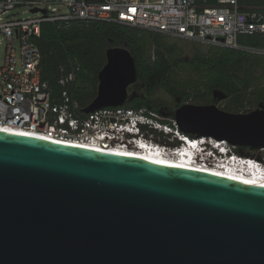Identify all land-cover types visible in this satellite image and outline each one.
I'll return each mask as SVG.
<instances>
[{
  "label": "water",
  "instance_id": "95a60500",
  "mask_svg": "<svg viewBox=\"0 0 264 264\" xmlns=\"http://www.w3.org/2000/svg\"><path fill=\"white\" fill-rule=\"evenodd\" d=\"M106 59L85 113L138 80L127 47ZM221 99L177 107L178 128L264 149V108ZM0 264H264V186L0 130Z\"/></svg>",
  "mask_w": 264,
  "mask_h": 264
},
{
  "label": "built area",
  "instance_id": "2783aa9c",
  "mask_svg": "<svg viewBox=\"0 0 264 264\" xmlns=\"http://www.w3.org/2000/svg\"><path fill=\"white\" fill-rule=\"evenodd\" d=\"M38 8L46 12L36 11ZM30 12L28 16H20ZM107 21L161 32L205 46L240 48L239 37L264 33V11L240 10L238 0H0V125L54 139L101 146L145 144L163 152L200 154L196 162L264 175V158L239 153L237 146L211 137L192 138L175 119L147 108L106 106L82 111L62 77L59 101L41 78L42 53L36 43L44 22ZM4 57H1V48ZM264 54V49L253 50ZM170 133L175 143L170 144ZM163 140V141H162ZM204 158H207L205 160Z\"/></svg>",
  "mask_w": 264,
  "mask_h": 264
},
{
  "label": "trees",
  "instance_id": "16d2710c",
  "mask_svg": "<svg viewBox=\"0 0 264 264\" xmlns=\"http://www.w3.org/2000/svg\"><path fill=\"white\" fill-rule=\"evenodd\" d=\"M207 5L217 0H204ZM240 10L264 11V0H238ZM167 34L107 21L44 22L36 39L42 53L41 78L59 101L66 88L62 77L74 73L67 88L82 108L96 97L98 74L106 63V51L123 45L133 54L138 80L129 87L132 94L125 106L161 112L164 104L154 95L167 91L174 107H166V117L174 119L177 107L210 104L222 96L223 108L230 112H250L264 108V33L241 35L240 48L206 46L184 56ZM219 102V103H220ZM181 131V130H180ZM183 132V131H182ZM197 138L196 131L185 133ZM250 150L249 147H243ZM240 149V148H238Z\"/></svg>",
  "mask_w": 264,
  "mask_h": 264
},
{
  "label": "bare ground",
  "instance_id": "6f19581e",
  "mask_svg": "<svg viewBox=\"0 0 264 264\" xmlns=\"http://www.w3.org/2000/svg\"><path fill=\"white\" fill-rule=\"evenodd\" d=\"M0 130L7 131V132H15L23 135L28 136H35L38 138L51 140L57 143L67 144L71 146H77L81 148H88L103 152H110L114 154H119L128 157H135L141 158L153 162H157L160 164H166L170 166H176L180 168H187L192 170H199L203 172H208L211 174H217L220 176H225L233 180H237L240 182H246L250 184L264 186V175H261L257 171H247L241 172L240 170H236L233 167H221L216 164H210L208 162L200 163L196 162L192 157L193 154L184 153L182 155L174 154L171 152H163L159 149L150 148L145 144L139 145H121V144H108L105 146H101L98 142L93 143H78V142H69V141H61L58 139H54L50 136L39 134L34 131H28L24 129L12 128L9 126H2L0 125ZM207 160V158H204Z\"/></svg>",
  "mask_w": 264,
  "mask_h": 264
},
{
  "label": "rangeland",
  "instance_id": "374dc122",
  "mask_svg": "<svg viewBox=\"0 0 264 264\" xmlns=\"http://www.w3.org/2000/svg\"><path fill=\"white\" fill-rule=\"evenodd\" d=\"M19 15L20 16H28V15H30V12L23 13L22 11H19ZM169 40L172 43L177 44L178 50L184 56L193 55L194 51L197 48H202V49L206 48L205 45H202V44H199V43H196V42H193V41H188V40H184V39L175 38V37H170ZM119 46H123V45H119ZM1 53H2L1 57L3 58L4 57V54H3L4 53V49H3V47L1 48ZM129 92H130V95H131L132 91H129ZM154 99L157 102H161V103L164 104L161 112H159V114H161L162 116L167 115L166 114V107H169V108L170 107H174L173 106L174 105L173 98L171 97V95L167 91H164L163 89L157 91V93L154 95ZM223 104H224L223 100L218 104L221 109L223 108ZM255 109H257V108H255ZM172 137H173V135L170 134V144L177 142V140L173 141ZM238 148H240V149H238ZM238 148H237V150H238L239 153H242V154H245V155H250V156H255V157H258V158H261V159L264 158V149L255 148V149L247 150V149H244L243 147H238Z\"/></svg>",
  "mask_w": 264,
  "mask_h": 264
},
{
  "label": "clouds",
  "instance_id": "9594fccd",
  "mask_svg": "<svg viewBox=\"0 0 264 264\" xmlns=\"http://www.w3.org/2000/svg\"><path fill=\"white\" fill-rule=\"evenodd\" d=\"M200 138H202V137H200ZM191 154H193L192 157H194V158H196V159H199V158L202 157L200 154H196V153H194V152H192Z\"/></svg>",
  "mask_w": 264,
  "mask_h": 264
}]
</instances>
